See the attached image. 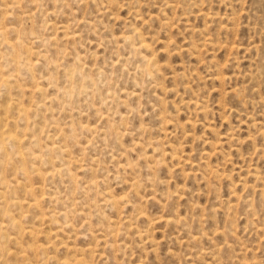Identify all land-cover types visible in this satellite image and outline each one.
I'll use <instances>...</instances> for the list:
<instances>
[{
	"label": "rangeland",
	"instance_id": "obj_1",
	"mask_svg": "<svg viewBox=\"0 0 264 264\" xmlns=\"http://www.w3.org/2000/svg\"><path fill=\"white\" fill-rule=\"evenodd\" d=\"M85 1L19 0L8 4L12 14L9 24L14 26L8 35L14 41L21 40L25 48L40 52L29 53L30 56L21 53L19 70H13L18 78L8 85L2 82L7 88L0 85V118L4 122H0V130L9 128L21 139L13 145L5 141L8 148L5 155L0 149V169L3 166L2 173L0 170L3 194L0 193L3 205L0 206V264H59L58 259V263L53 259L54 253L60 264H69L70 260L73 264H264V0ZM170 2L178 6L170 8ZM134 27L136 32L132 33ZM128 30L135 43L123 40ZM138 31L142 32L141 36L144 32V37L137 35ZM27 33L31 40L27 39ZM202 36L205 37L201 39ZM139 39H144L147 48H151L149 51L140 47L144 50L141 57ZM164 44L169 46L164 48ZM0 52H5L1 44ZM146 53L148 58L152 56L155 65L153 60L147 63ZM139 64H143V72ZM146 66L153 68L147 72L150 76L155 74V78L149 76ZM8 69L7 66L5 71ZM35 79L41 91L32 89ZM29 81L32 87L27 84ZM10 97L12 100L15 97L14 101L18 100L20 105L28 104L24 105L28 108V122L17 117L16 108L6 110ZM38 99L42 102L34 103ZM8 112L6 124L3 118ZM46 128L50 131L48 135ZM229 135L233 137L229 139ZM53 144L66 150L54 148L52 152L47 147ZM16 149L34 151L43 158L51 156L53 161H33L29 155L21 160ZM15 163L18 165L12 166ZM35 166H39V173L32 171ZM54 167L61 170L57 172ZM24 170L28 173L22 174ZM111 191L118 195L113 196ZM33 194L36 198L42 195L41 202L39 198L37 201L43 208L40 203H32ZM115 197L120 204L117 202L118 206L113 207ZM87 201L88 206L91 201V211ZM45 211L46 214L53 212L48 215L50 218L45 216ZM105 214L112 220L115 215V222ZM9 216L14 217L13 222ZM27 227L34 234H28ZM114 228L118 234L112 231ZM92 230L97 235H91ZM88 234L89 244L95 243L92 246L95 252L88 248ZM79 245H84L83 249ZM34 247L39 249V253L34 250L38 255L33 252ZM82 250L86 258L83 263Z\"/></svg>",
	"mask_w": 264,
	"mask_h": 264
},
{
	"label": "bare ground",
	"instance_id": "obj_2",
	"mask_svg": "<svg viewBox=\"0 0 264 264\" xmlns=\"http://www.w3.org/2000/svg\"><path fill=\"white\" fill-rule=\"evenodd\" d=\"M11 1V3H12V5L14 4V3H17L19 0H10ZM10 1H7V0H0V44L2 45V47L3 48H5V52L4 53H2V52H0V57H2L3 56V63H0V85L1 84H3V83H7V85H8V83H13V82H15V79H17L18 77H17V74L15 73V71H13V70H19L18 68H19V59H18V57H19V55L21 54V53H25V54H27L28 56H30L29 55V53L30 54H32V53H36V52H38L39 51V49L37 50H35V52H33V49L31 50L30 49V47H28V48H25V45L21 42V40L19 41V40H13L8 34H10L11 32H13L14 31V26H12V25H10L9 24V19L12 17V14H11V10H10V8L8 7V4H9V2ZM82 1V0H81ZM95 1V0H94ZM102 1V0H101ZM105 1V0H104ZM115 1V0H114ZM170 1V0H169ZM173 1V0H172ZM175 1V0H174ZM177 1V0H176ZM84 2V1H83ZM98 2V1H97ZM109 2V1H108ZM111 2V1H110ZM116 2V1H115ZM167 2V1H166ZM178 2H179V0H178ZM178 2H176V3H178ZM85 3H87V0L85 1ZM102 3H103V1H102ZM105 3V2H104ZM169 3V2H168ZM168 3H166V4H168ZM175 3V2H174ZM180 3V2H179ZM19 4H20V2H19ZM22 5V4H21ZM21 5H20V7H21ZM103 5V4H102ZM170 8H172V4H171V2H170ZM23 6V5H22ZM85 6V5H84ZM94 6V5H93ZM92 6V7H93ZM107 6H108V4H107ZM176 6H178L177 4H175V6H173V8L174 7H176ZM35 7H37L36 5H35ZM110 7V6H109ZM22 8V7H21ZM100 8V7H99ZM110 8H112V6L110 7ZM20 9V8H19ZM101 9H103V7L101 8ZM28 11H31V10H29L28 9ZM91 11H92V9H91ZM27 12V11H26ZM88 12H90V11H88ZM201 12V11H200ZM200 12H198V13H200ZM19 13V12H18ZM182 14H183V12H182ZM20 15H22V14H19V16ZM31 15H32V11H31ZM117 15V14H116ZM13 16H14V13H13ZM18 16V15H17ZM18 16V17H19ZM32 17V16H31ZM21 18V20H22V17H20ZM167 18V17H166ZM169 18L170 17H168V20H169ZM13 20V19H12ZM165 20H167V19H165ZM143 22H145L144 20H143ZM11 23V22H10ZM166 24H167V21L165 22ZM13 24V23H12ZM131 24V23H130ZM161 24V23H160ZM165 24V25H166ZM168 24H169V22H168ZM129 25V24H128ZM128 25H126L127 27H128ZM67 26H68V24H67ZM88 26H89V23H88ZM95 26H96V24H95ZM124 26H125V24H124ZM135 26V25H134ZM17 27V26H16ZM24 27V26H23ZM64 27H65V25H64ZM63 27V28H64ZM131 27H132V25H131ZM137 27V26H136ZM136 27H134V30H132V28H131V30H132V33L133 32H136L135 31V28ZM190 27V26H189ZM62 28V27H61ZM60 28V29H61ZM92 28H93V26H92ZM100 28V27H99ZM138 28V27H137ZM194 28V26L193 27H191V33H192V29ZM19 29V28H18ZM65 29V28H64ZM67 29V28H66ZM65 29V32L67 33V30ZM96 29V27L94 28V30ZM127 29V28H126ZM198 29V28H197ZM204 29V28H203ZM141 30V29H140ZM200 29H198V33L200 32L199 31ZM17 31V30H16ZM127 31V30H126ZM201 31H202V28H201ZM64 32V34L63 35H65L66 36V33ZM93 32V31H92ZM94 32H96V31H94ZM99 32V31H98ZM122 32H123V30H122ZM130 32V30H128V33ZM141 31H138V33H137V35L140 33ZM203 32V31H202ZM201 32V33H202ZM17 33V32H16ZM70 33V32H69ZM68 33V34H69ZM131 33V32H130ZM130 33L128 34V35H123V34H121V35H123L122 36V38H123V40H128V42L127 43H129V40H132L131 38H132V36H130ZM142 33V32H141ZM197 33V34H198ZM67 34V35H68ZM116 34V33H115ZM115 34H113V35H115ZM119 34V32L117 33V35ZM203 34V33H202ZM75 34H73V36H74ZM120 35V36H121ZM133 35V34H132ZM135 35V34H134ZM147 35V34H146ZM206 35V34H205ZM15 36V35H14ZM139 36H141V34H139ZM208 36V35H207ZM206 36V37H207ZM75 37V36H74ZM76 37H78V36H76ZM80 37V36H79ZM108 37H110V36H108ZM117 38H118V36H116ZM141 37H144V32H143V35L141 36ZM205 37V36H204ZM203 36L201 37V39H203L204 38ZM28 38H30V40L32 39L31 38V36H29L28 37V33H27V39ZM136 38V37H135ZM38 39H40V38H38ZM54 39V38H53ZM65 39H67V37H65ZM110 39H111V37H110ZM138 39V38H137ZM42 40V39H41ZM119 40H122V39H119ZM123 40H122V43H123ZM22 41H25V39L24 40H22ZM47 41H49V40H47ZM74 41H76V40H74ZM110 41V40H109ZM115 41H116V38H115ZM132 41H134V38H133V40ZM131 41V42H132ZM166 41V40H165ZM165 41H164V43H165ZM35 42H37V40L35 41ZM72 42H73V39H72ZM131 42H130V44H131ZM166 42H168L169 43V40L168 41H166ZM193 43H194V41H192ZM208 42H209V40H208ZM25 43V42H24ZM120 43V42H119ZM134 43H135V41H134ZM139 48H138V50H140V51H138V52H140V57H141V52H143V51H141V48L140 47H144V49L146 48V50H149L150 51V49H148L147 47H148V43L144 40V39H139ZM129 44V45H130ZM136 44H137V42H136ZM196 44V43H195ZM112 45V44H111ZM29 46V45H28ZM116 46V45H115ZM118 46H119V44H118ZM123 46H124V44H123ZM132 46V45H131ZM168 47L169 45H165L164 44V48L165 47ZM195 46V45H194ZM201 46H203V44H201ZM201 46H199V47H201ZM26 47H27V44H26ZM127 47V46H126ZM126 47L125 48H123V49H126ZM150 47V46H149ZM186 47V46H185ZM198 47V48H199ZM116 48H118L117 46H116ZM130 48V47H129ZM179 48V47H178ZM176 49V48H175ZM180 49V48H179ZM179 49H176V50H179ZM116 50V49H115ZM118 50V49H117ZM133 50H135L136 51V48H135V46H134V48L132 49V51ZM158 50V49H157ZM163 50H165V49H163ZM169 50V49H168ZM119 51V50H118ZM154 51V50H153ZM153 51H152V53H153ZM159 51V50H158ZM170 51V50H169ZM175 50H173V52H174ZM40 52V51H39ZM127 52V51H126ZM128 52H129V50H128ZM134 52V51H133ZM155 52H157V51H155ZM176 52V51H175ZM200 52V51H199ZM46 53V52H45ZM148 53V52H147ZM147 53H146V58H145V55L144 56H142V57H144L145 58V60L147 61V63H149L150 61H152L153 59H152V56H150L149 58L151 59H149L148 58V55H147ZM163 53V52H162ZM192 53V55L194 54L193 52H191ZM197 53H198V51L196 52V54L195 55H197ZM135 55H136V53H134ZM138 54V56H139V53H137ZM151 54V53H150ZM129 55V54H128ZM135 55H133V56H135ZM174 55V54H173ZM25 56V55H24ZM28 56H27V58H28ZM93 56H95L96 57V55H93ZM123 56H125V55H123ZM131 56H132V53H131ZM172 56V55H171ZM44 57H45V55H44ZM79 57V56H78ZM127 57V56H126ZM154 58V57H153ZM155 58H157L156 57V54H155ZM169 58V57H168ZM23 59V61H24V58H22ZM34 59H35V57H34ZM45 59H47V56H46V58ZM126 59V58H125ZM136 59H138V57L136 58ZM143 59V58H142ZM47 60H49V57H48V59ZM80 60V59H79ZM144 60V61H145ZM156 60V59H155ZM35 61L36 62H38L37 61V56H36V59H35ZM45 61V60H44ZM160 61V60H159ZM22 62V61H21ZM33 62H34V60H33ZM53 62H54V60H53ZM58 61H56L55 63H57ZM138 61L136 60V63H137ZM153 62H154V60H153ZM26 63V62H25ZM29 62H27L26 64H28ZM72 65H74V62L72 61ZM140 63H142V62H140ZM152 63V62H151ZM2 64L3 65H5V69H7V66L9 67V69L8 70H10V71H8V70H6L5 71V69H4V67L2 66ZM33 64V63H32ZM38 64V63H37ZM155 65L156 63L154 62V63H152V65ZM52 65V64H51ZM136 65V64H135ZM140 65V67L141 68H139V70H142L143 69V67L141 66V65H143V64H139ZM151 65V66H152ZM213 65V64H212ZM23 66H25L24 64H23ZM32 66V65H31ZM138 66V65H137ZM136 66V67H137ZM159 66H160V63H159ZM218 66V65H217ZM216 66V67H217ZM27 67L29 68V65H27ZM57 67V66H56ZM75 67V66H74ZM135 67V68H136ZM153 67V66H152ZM146 68H147V66H146ZM156 68H157V66H156ZM211 68V67H210ZM219 68H220V66H219ZM30 69H31V67L28 69L29 70V72L31 73V71H30ZM33 69H34V67H33ZM69 70H71V68H68ZM95 70V69H94ZM146 70V69H145ZM150 69H149V67L147 68V70H146V72L147 71H149ZM158 70H160V69H158ZM157 70V71H158ZM212 70H213V68H212ZM217 70H218V68H217ZM221 70H222V68H221ZM8 71V72H7ZM151 72L153 71V68H152V70H150ZM142 72H143V70H142ZM159 72V71H158ZM179 72V71H178ZM19 73H21V72H19ZM18 73V74H19ZM66 73V72H65ZM70 73H72L71 71H70ZM77 73V72H76ZM75 73V74H76ZM80 73V72H79ZM89 73V72H88ZM147 73H149V72H147ZM146 73V74H147ZM157 73V72H156ZM181 73V72H180ZM179 73V74H180ZM182 73H183V71H182ZM23 74V72L21 73V75ZM32 74V73H31ZM67 74V73H66ZM65 74V75H66ZM90 74V73H89ZM140 74V73H139ZM143 74H145V72L143 73ZM143 74L141 75V77H143ZM175 74H176V72H175ZM184 74V73H183ZM224 74V73H223ZM222 73H221V75H223ZM25 75H26V73H25ZM48 75V74H47ZM47 75H46V77H47ZM82 75V74H81ZM174 75V74H173ZM173 75H172V77H173ZM181 75V74H180ZM211 75H212V73H211ZM69 76H70V79L72 78L71 77V74H69ZM148 76V75H147ZM149 76H150V73H149ZM151 76H153V78H155V74L154 75H152V73H151ZM150 76V77H151ZM183 77H184V75H182ZM218 76V75H217ZM17 77V78H16ZM23 77V76H22ZM67 77V76H66ZM90 77H91V75H90ZM171 77V76H170ZM176 77H177V75H176ZM182 77V78H183ZM211 77H213V76H211ZM223 77H224V75H223ZM50 77L48 76V79H49ZM148 78V77H147ZM146 78V79H147ZM158 78V77H157ZM161 78V77H160ZM23 79V78H22ZM47 79V78H46ZM77 79V78H76ZM76 79H75V81H76ZM143 79V78H142ZM172 79V78H171ZM223 79V78H222ZM18 80H20V79H18ZM50 80V79H49ZM87 80V79H86ZM157 79H155V81H156ZM181 80H183V79H181ZM180 80V81H181ZM71 81L73 82V79H71ZM78 81V80H77ZM79 81H81V80H79ZM94 81V80H93ZM174 81H175V79H174ZM180 81H178V82H180ZM220 81H221V78H220ZM3 82V83H2ZM26 81H24L23 82V84L22 85H24V83H25ZM87 82V81H86ZM88 82H89V79H88ZM144 82V81H143ZM148 82V81H147ZM150 82H151V80H150ZM33 83V82H32ZM38 83V82H37ZM37 83H36V79H35V84L33 85V87L34 88H32L33 90L34 89H36L37 91H39L41 88H40V86H38L37 85ZM48 83H49V81H48ZM51 83V82H50ZM81 83H82V81H81ZM187 82H185V84H186ZM27 84H29L30 85V81L27 83ZM52 84H53V82H52ZM92 84V83H91ZM149 84V83H148ZM154 84V83H153ZM182 84V83H181ZM183 84H184V82H183ZM6 84H3V86H5ZM7 85L5 86L6 88H7ZM16 85V84H15ZM15 85H14V87H15ZM19 85H20V83H19ZM28 85V86H29ZM55 85V84H54ZM79 85H80V82H79ZM155 85V84H154ZM10 86V85H9ZM27 86V87H28ZM31 87H32V85H30ZM91 86H93V84L91 85ZM91 86H90V88H91ZM150 86V85H149ZM21 87V86H20ZM26 87V88H27ZM69 87V86H68ZM72 87V86H71ZM107 87H108V85H107ZM156 87H157V85H156ZM164 88L163 86H160V88ZM183 87H185V86H183ZM1 88V87H0ZM6 88H5V91H6ZM43 88V87H42ZM87 88H89L88 86H87ZM155 88V87H154ZM165 89V88H164ZM3 90H4V87H3ZM21 90H22V87H21ZM33 90H32V93H33ZM42 90V89H41ZM40 90V91H41ZM80 90V89H79ZM95 90V89H94ZM93 90V88H92V91H94ZM133 90V89H132ZM230 90V89H229ZM235 90V89H234ZM233 90V91H234ZM15 91V90H14ZM44 91V90H43ZM165 91V90H164ZM228 91V90H227ZM1 92H2V90H1ZM3 93V92H2ZM6 93V92H5ZM15 93V92H14ZM30 93H31V91H30ZM62 93V92H61ZM111 93V92H110ZM125 93V92H124ZM232 93V92H231ZM1 94V93H0ZM69 95H70V93H68ZM79 94H81L80 92H79ZM78 94V95H79ZM94 94V93H93ZM108 94V93H107ZM136 94V93H135ZM4 95V94H3ZM47 96V95H46ZM71 96V95H70ZM74 96V95H73ZM109 96V95H108ZM113 96V95H112ZM111 96V97H112ZM4 97H5V95H4ZM76 97V96H75ZM84 97V96H83ZM104 97H105V95H104ZM107 97V96H106ZM110 97V96H109ZM3 98V97H2ZM45 98V97H44ZM47 98H49L48 96H47ZM69 98V97H68ZM14 99H15V97H14ZM14 99L12 100V98L10 97L8 100H9V103H8V106H6V110L7 109H9L10 107L13 109V111H14V108H16L17 109V111H16V115H17V117H19L20 119H25V121L26 122H28L27 120V117H28V108H26L24 105H28V104H26V103H23L24 105H20V103H18L17 101L18 100H15L14 101ZM49 99H51V98H49ZM3 100H4V98H3ZM105 100V99H104ZM25 101V100H24ZM42 102V99H38V101H35L34 103H37V102ZM53 101V100H52ZM99 101H101V99L99 100ZM43 102H44V100H43ZM50 102V101H49ZM6 103V102H5ZM4 103V104H5ZM21 103V104H22ZM43 104V103H42ZM105 104V103H104ZM37 105V104H36ZM44 106V105H43ZM31 107H32V105H31ZM31 107H30V109H31ZM33 107H34V105H33ZM225 107V106H224ZM2 108H3V106H2ZM10 108V110H12ZM40 108V107H39ZM44 109H45V106L43 107ZM46 108H48V107H46ZM1 109V108H0ZM33 109V108H32ZM44 109H42L41 110V112L42 111H44ZM99 110H100V108H99ZM3 111H4V109H3ZM1 112V111H0ZM163 112V111H162ZM162 112H160V113H162ZM5 113V112H4ZM6 113H7V111H6ZM10 113H11V111H10ZM13 113V112H12ZM11 113V114H12ZM33 114H34V112H33ZM105 114L107 115V112H105ZM43 115V114H42ZM9 116V112H8V115L6 114V116H4V118L3 119H5L6 121H5V123L7 124V121H8V119H7V117ZM2 117V116H1ZM13 117V116H12ZM16 117V116H15ZM40 117V116H39ZM10 118V117H9ZM41 118V117H40ZM14 119V118H13ZM32 119H33V117H32ZM34 120V119H33ZM38 120V119H37ZM3 120H2V118H0V122H2ZM9 122V121H8ZM11 122V121H10ZM41 121L39 120V123H40ZM2 123H4V122H2ZM14 123H15V120H14ZM22 123V122H21ZM32 123V122H31ZM34 123V122H33ZM33 123H32V125H33ZM6 124H4L5 126H6ZM17 124V123H16ZM24 125L26 124V123H23ZM3 125V126H4ZM28 125V124H27ZM32 125H30V127L32 126ZM23 126V125H22ZM20 127V128H24V127ZM84 126V125H83ZM82 126V127H83ZM9 127H10V125H9ZM12 127H13V124H12ZM11 127V128H12ZM49 127H50V125H49ZM87 127V126H86ZM26 128V127H25ZM24 128V131L26 130ZM48 128V127H47ZM46 128V129H47ZM7 129H9V128H6V130H3V129H1L0 130V149L3 151L2 152V155H5V153H7V151H6V149H8L6 146H7V144H6V142L5 141H9V144H16V143H19V142H21V139L19 138V137H17L16 136V134H14V133H11V131L10 130H7ZM46 129H45V131H46ZM94 130V129H93ZM20 131V130H19ZM48 131H49V129H47V135H48ZM15 133L17 132L16 130L14 131ZM50 132V131H49ZM86 132V131H85ZM23 133V132H22ZM228 133V132H227ZM77 135V134H76ZM18 136H20V134L18 135ZM64 136V135H63ZM229 137H230V135H229ZM231 137H233V136H231ZM231 137L229 138V139H231ZM52 139H54V138H52ZM57 139H59V138H57ZM45 140H46V137H45ZM55 140V139H54ZM56 141H58V140H56ZM216 141V140H215ZM45 142V141H44ZM217 142V141H216ZM46 143V142H45ZM53 143H54V141H53ZM60 144H61V142H59ZM63 143H65V142H63ZM6 144V145H5ZM30 144V143H29ZM47 144V143H46ZM213 145H214V143H212ZM19 145V144H18ZM18 145H17V147H18ZM26 145V144H25ZM27 146V145H26ZM11 148H12V146H10ZM23 147H24V145H23ZM29 147V146H28ZM63 146H60L59 144H57V145H50V146H48L47 148L48 149H50V150H52V149H58V150H60L61 152H64V150H66L65 148L63 149L62 148ZM216 147V146H215ZM16 148V147H15ZM32 148V147H31ZM30 148V149H31ZM175 148V147H174ZM14 149V148H13ZM21 149V148H20ZM20 149H16L17 150V155L19 156V158L21 159V160H24L25 158V156L26 155H29V157L33 160V161H39V162H41V161H45V163H47V162H52L53 161V159H52V157L51 156H46L45 158H43L40 154H35V152L34 151H30V152H27V151H22V150H20ZM215 149V148H214ZM12 150V149H11ZM15 150V149H14ZM13 150V151H14ZM49 150V151H50ZM6 151V152H5ZM13 151H12V155H13ZM175 151H176V153H174L175 155L176 154H178L177 153V150L175 149ZM52 152H53V150H52ZM15 154V153H14ZM172 154H173V152H172ZM64 156V155H63ZM57 157V156H56ZM175 157H177V155L175 156ZM8 158V157H7ZM6 158V159H7ZM29 158V159H30ZM1 159V158H0ZM4 159V157L2 158V160ZM11 159H13V157L11 158ZM79 159V158H78ZM154 161H155V159H153ZM4 161H5V159H4ZM7 161H8V159H7ZM15 161V160H14ZM58 161V160H57ZM75 161V160H74ZM162 161V160H161ZM6 162V161H5ZM9 162H10V160H9ZM25 162V163H24ZM23 163L24 164H26V162H27V160H25ZM61 162H62V160H61ZM156 162V161H155ZM1 163V162H0ZM11 163H14V162H11ZM10 163V164H11ZM66 163V162H65ZM68 163H69V161L67 162V165H68ZM71 163V162H70ZM3 164V163H2ZM16 164L17 163H15L14 165H12V166H16ZM23 164V165H24ZM54 162H53V166H54ZM59 164V163H58ZM155 164H157V163H155ZM155 164H154V166H155ZM18 165V164H17ZM21 165V164H20ZM23 165L21 166V167H23ZM34 165V164H33ZM49 165H51V164H49ZM56 165H57V163H56ZM55 165V166H56ZM160 165V164H159ZM40 166V165H39ZM39 166H38V168H39ZM70 165H68L67 166V168L69 167ZM59 167V166H58ZM66 167V166H65ZM148 168L150 167L149 165L147 166ZM2 168H3V166H2ZM1 168V169H2ZM24 168V167H23ZM27 168V167H26ZM38 168L35 166V167H33V169H32V171L33 172H35V171H37L38 172ZM47 168H49V167H47ZM0 169V170H1ZM29 168H27V170H28ZM41 169H43V167L42 166H40V172H41ZM50 169H51V167H50ZM50 169H48L49 171L48 172H51L50 171ZM54 170H56L57 172H59L61 169H58V168H53ZM3 170V169H2ZM2 170H1V173H2ZM23 170V169H22ZM44 170V169H43ZM64 170V169H63ZM69 170V169H68ZM213 170V169H212ZM25 171V173H22V174H26V173H28L26 170H24ZM47 171V170H46ZM53 171V170H52ZM31 172V171H30ZM32 172V173H33ZM43 172V171H42ZM70 172V171H69ZM256 172V171H255ZM39 173V172H38ZM37 173V174H38ZM45 173V170H44V172H43V175H45L44 174ZM31 174V173H30ZM29 175V174H28ZM40 175H41V173H40ZM78 175V174H77ZM2 176V175H1ZM14 176V177H13ZM12 177L15 179V175H13ZM27 176V175H26ZM30 176V175H29ZM66 176V175H65ZM64 176V177H65ZM71 176V175H70ZM73 176V175H72ZM185 176V175H184ZM209 176V175H208ZM216 176V175H215ZM214 176V177H215ZM44 177V176H43ZM206 177H207V175H206ZM4 178H6L5 176H4ZM8 178V177H7ZM50 178V177H49ZM75 178V177H74ZM76 178H77V176H76ZM38 179V178H37ZM22 180H23V178H22ZM42 180V179H41ZM44 180V179H43ZM74 180V179H73ZM76 180V179H75ZM87 180V179H86ZM91 181H92V179H91ZM134 181H136L137 182V180H135L134 179ZM75 182H77V180L75 181ZM96 182H97V180H96ZM2 183H4V182H2ZM33 184V183H32ZM32 184H30V185H32ZM41 184V182L39 183V185ZM88 184V183H87ZM75 185H77L76 183H75ZM135 185H136V183H135ZM27 186V185H26ZM33 186V185H32ZM87 186V185H86ZM86 186L84 187V188H86ZM5 187V186H4ZM4 187H2V188H4ZM73 187H74V185H73ZM97 187V186H96ZM88 188V187H87ZM106 188H107V186H106ZM40 189H41V185H40ZM93 189V188H92ZM94 189H95V187H94ZM102 189H103V187H102ZM2 190V189H1ZM41 190H43V189H41ZM87 190V189H86ZM110 190V189H109ZM89 191V190H88ZM3 192H5L4 191V189H3ZM14 192H16V191H14ZM38 192V191H37ZM72 192V191H71ZM84 192V191H83ZM100 192V191H99ZM102 192V191H101ZM100 192V193H101ZM112 192V191H111ZM0 193H1V195H3L2 194V191H0ZM34 193V192H33ZM41 194L43 193V191L42 192H40ZM46 193V192H45ZM51 193V192H50ZM54 193V192H53ZM103 193H105L104 191H103ZM108 193H110L109 191H108ZM113 193V196L116 194H114V192H112ZM111 194V193H110ZM16 195H17V192H16ZM42 195H44V193L42 194ZM41 195V196H42ZM45 195H47V194H45ZM56 195V194H55ZM73 195V194H72ZM87 195V194H86ZM100 195V194H99ZM112 195V194H111ZM118 194H116V196H117ZM122 195V194H121ZM124 195V194H123ZM20 196V195H19ZM41 196H39V197H41ZM48 196H50V194L48 195ZM53 196V194L51 195V197ZM33 197H34V194H33ZM38 197V195H37V198H39ZM87 197V199H88V197H89V194H88V196H86ZM93 197V196H92ZM119 197H120V195H119ZM124 197H125V195H124ZM123 197V198H124ZM4 198V197H3ZM10 198H12V199H14L13 197H10ZM24 198V197H23ZM22 198V199H23ZM37 198L36 197H34V202H32L33 204H36V203H38V201H37ZM43 198V197H42ZM41 198V199H42ZM44 198H46V197H44ZM69 198H71V197H69ZM103 198H105V197H103ZM111 198V197H110ZM117 197H115V199H116ZM6 199V198H5ZM4 199V200H5ZM51 199V198H50ZM74 199H76L75 197H74ZM73 199V201H75ZM92 199V198H91ZM95 199V198H94ZM114 198H113V201H112V205H113V207H114V204H115V206H118V205H116V203L117 202H119V204H120V201H119V199H116L115 200ZM1 200V199H0ZM57 200V199H56ZM56 200H54V202L56 201ZM93 200V199H92ZM102 200V199H101ZM123 200H125V199H123ZM129 200V199H128ZM22 201V200H21ZM21 201H19V202H21ZM39 201L41 202V200H40V198H39ZM98 201V200H97ZM108 201H109V199H108ZM7 202H8V199H7ZM13 202V201H12ZM16 202V201H15ZM39 202V203H40ZM90 203H91V201H89ZM93 202V201H92ZM126 202V201H125ZM28 203H29V200H28ZM39 203H38V205H39ZM76 203V202H75ZM83 203V200H82V202H80V206H81V204ZM89 203V206H88V201H87V206H88V208H89V210L91 211V204ZM3 204H4V201H3ZM8 204V203H7ZM97 204H98V202H97ZM121 204H122V201H121ZM232 204V203H231ZM2 204L0 203V206H1ZM6 204H4V206H5ZM18 205H20V204H18ZM3 206V205H2ZM15 205H13V207H14ZM73 206H74V203H73ZM83 206V205H82ZM82 206H81V208H82ZM86 206V205H85ZM96 206H98V205H96ZM110 206V205H109ZM26 207H28V206H26ZM40 207H42L43 208V206L41 205V203H40ZM40 207H39V213H40ZM136 207V206H135ZM228 207V206H227ZM2 208V207H1ZM9 208V207H8ZM18 208V207H17ZM20 208V207H19ZM70 208V207H69ZM72 208V207H71ZM70 208V209H71ZM88 208H87V210H88ZM103 208H106V207H103ZM120 208V210H119V212L121 211V207H119ZM138 208L140 209V206H138ZM230 208V207H229ZM3 209H4V207H3ZM26 209V208H25ZM66 209V208H65ZM108 209V208H107ZM11 210V209H10ZM10 210H8V211H10ZM21 210V209H20ZM19 210V211H20ZM46 210V209H45ZM64 210V209H63ZM67 210V209H66ZM66 210H64V211H66ZM78 210H79V208H78ZM81 210V212H83V210H84V208H83V210L82 209H80ZM100 210V209H99ZM99 210H98V212H99ZM136 210H138L137 208H136ZM141 210V209H140ZM140 210H139V212H140ZM27 211V210H26ZM28 211H29V208H28ZM27 211V212H28ZM44 211V210H43ZM49 211V210H48ZM52 211H54V209L52 210ZM59 211H61V209H59L58 211L56 210V213H58ZM71 211V210H70ZM76 211V210H75ZM75 211H73V212H75ZM90 211H89V213H90ZM116 211V213H117V215H116V217L118 216V209L117 210H115ZM0 212H1V210H0ZM10 212H12V211H10ZM18 212V211H17ZM16 212V213H17ZM97 212V211H96ZM95 212V213H96ZM15 212H14V214H15V216L18 218V215L16 214ZM19 213H21V212H19ZM18 213V214H19ZM41 213H42V211H41ZM45 213V216L47 217V218H50L48 215L50 214H46L47 213V211H45L44 212ZM44 213H43V217H44ZM52 213L53 212H51V214L50 215H52ZM92 213V212H91ZM145 213V212H144ZM14 214H13V216H14ZM65 214H66V212H65ZM102 214H104V211H102ZM141 214V213H140ZM142 214H143V211H142ZM41 215V214H40ZM60 215V214H59ZM62 215V214H61ZM92 215V214H91ZM101 214H99V216H100ZM54 216H56V217H58L57 216V214H55L54 213ZM54 216H53V218H54ZM87 215H85V217H86ZM89 216V215H88ZM161 215H159V217H160ZM101 217V216H100ZM105 217H109L108 215H106L105 214ZM115 217V215H114V218H113V220L111 219V217H109L112 221H114V219L116 218ZM173 217V216H172ZM175 217V216H174ZM173 217V218H174ZM0 218H1V216H0ZM9 218V220H11L12 222H13V218L14 217H11V216H9L8 217ZM42 218V217H41ZM52 218V219H53ZM59 218V217H58ZM57 218V219H58ZM90 218V217H89ZM119 218V217H118ZM154 218H155V216H154ZM154 218H152V219H154ZM156 218H157V216H156ZM162 218H163V216H162ZM19 219V218H18ZM64 219V218H63ZM63 219H61L60 218V221H63ZM87 219H88V217H87ZM119 219H121V218H119ZM118 219V220H119ZM164 219H165V217H164ZM168 219V218H167ZM175 219V218H174ZM65 221H66V219H64ZM68 220H70V219H68ZM106 220V219H105ZM110 220V221H111ZM150 220H151V218H150ZM3 221H5V220H3ZM46 221H48V219L46 220ZM50 221V220H49ZM49 221H48V223H49ZM58 221V220H57ZM65 221H64V223H65ZM109 221V222H110ZM111 221V222H112ZM153 221V220H152ZM151 221V222H152ZM22 222V221H21ZM42 222H43V220H42ZM59 222V221H58ZM67 222V221H66ZM70 222H71V220H70ZM84 222V221H83ZM89 222H90V220H89ZM108 222V221H107ZM110 222V223H111ZM115 222V221H114ZM174 222H175V220H174ZM11 223V222H10ZM47 223V224H48ZM61 223V222H60ZM63 223V222H62ZM62 223H61V225H62ZM176 224L178 223V222H175ZM174 223V224H175ZM0 224H1V222H0ZM12 224V223H11ZM17 224H18V222H17ZM37 224V223H36ZM68 224V223H67ZM175 224V225H176ZM5 225V224H4ZM38 225V224H37ZM37 225H36V233H37ZM45 225V224H44ZM43 225V226H44ZM48 225H50V224H48ZM53 225V224H52ZM69 225V224H68ZM67 225V226H68ZM89 225H91L90 223L88 224V226ZM115 225H117V224H115ZM119 225V224H118ZM118 225H117V227H118ZM128 225V224H127ZM7 226V225H6ZM6 226H5V228H6ZM12 226V225H11ZM19 226H21V224L19 223ZM25 226V225H24ZM56 226V225H55ZM54 226V227H55ZM57 226L59 227V225H58V223H57ZM57 226L55 227L56 229H57ZM67 226H65V227H67ZM113 226V225H112ZM29 227H31V225L29 226ZM39 227V226H38ZM64 227V229L66 230V228ZM75 227V226H74ZM105 227V226H104ZM28 228V227H27ZM34 228V227H33ZM47 228V227H46ZM77 228V227H76ZM103 228V227H102ZM106 228V227H105ZM107 228H109L108 227V225H107ZM119 228V227H118ZM4 229V228H3ZM15 229V232H16V229H17V226H16V228H14ZM13 229V230H14ZM23 229V228H22ZM32 229V228H31ZM30 228H28V229H26L25 231L28 233V234H34V233H32V230H31ZM35 229V228H34ZM41 229V228H40ZM49 229V227L46 229V230H48ZM75 229V228H74ZM88 229H89V227H88ZM90 229H91V227H90ZM99 229V228H98ZM46 230H45V232H46ZM51 230H52V228H51ZM64 230V231H65ZM68 230V229H67ZM103 230V229H102ZM110 229H108L107 231H109ZM114 230V233L116 234V232H117V234H118V229H116L117 231H115V228L114 229H112V231ZM39 231V230H38ZM42 231V230H41ZM58 231V230H57ZM71 231H73V228H72V230ZM81 231V230H80ZM85 231V230H84ZM93 232L91 233V235L92 234H94L95 235V231L94 230H92ZM111 231V232H112ZM12 232V231H11ZM60 232V231H59ZM68 233H69V230L67 231ZM101 232H103V231H101ZM105 232V231H104ZM137 232V231H136ZM4 233H5V231H4ZM39 233H40V231H39ZM42 233V232H41ZM47 233H49V231H47ZM50 233H52V232H50ZM49 233V234H50ZM82 233V232H81ZM140 233V232H139ZM143 233V232H142ZM142 233H141V235H142ZM6 234H7V232H6ZM11 234V233H10ZM12 234H14V232H12ZM19 234V233H18ZM54 234H55V232H54ZM57 234H58V236H59V233L57 232ZM78 234V230H77V233L75 232V235H77ZM106 234V233H105ZM5 235V234H4ZM62 234L60 233V236H61ZM67 235V234H66ZM66 235H65V237H66ZM71 235V234H70ZM74 235V236H75ZM96 235H97V233H96ZM100 235V234H99ZM114 235V234H113ZM6 236V235H5ZM27 236V235H26ZM46 236H48V234H46ZM63 236V235H62ZM68 236V235H67ZM89 236V234L87 235V237ZM106 236V235H105ZM140 236V235H139ZM12 237V236H11ZM16 237V236H15ZM21 237H23V235L21 236ZM36 237V234L34 235V238ZM49 237V236H48ZM51 237V236H50ZM49 237V238H50ZM53 237H54V235H53ZM55 237H56V235H55ZM54 237V238H55ZM72 237H73V235H72ZM94 237V236H93ZM96 238H98L97 236H95ZM99 237H103V236H99ZM108 237V236H107ZM111 237H112V235H111ZM117 237V236H116ZM116 237H113V238H116ZM69 238V237H68ZM67 238V239H68ZM90 237H88V248H92V246L95 244V243H93V245H90L89 244V241H90V239H89ZM106 238V237H105ZM105 238H104V245H105ZM1 239H3V238H1ZM6 239V238H5ZM16 239H17V237H16ZM15 239V240H16ZM21 239V238H20ZM43 239V238H42ZM42 239H41V241H42ZM46 239V238H45ZM50 239H53V238H50ZM49 239V240H50ZM56 239V238H55ZM59 239H60V237H59ZM92 239V238H91ZM100 239V238H99ZM12 240H13V238H12ZM12 240H11V242H12ZM30 240H32V239H30ZM37 240L39 241V238H37ZM48 240V241H49ZM54 240V239H53ZM75 239L73 238V241H74ZM98 240V239H97ZM10 241V240H9ZM55 241V243H56V240H54ZM68 241V240H67ZM86 241H87V239H86ZM96 241V240H95ZM116 241V240H115ZM8 242V241H7ZM14 242V241H13ZM17 242H18V240H17ZM47 242V241H46ZM59 243V246H60V240L58 241ZM63 242H64V240H63ZM92 242V241H91ZM6 243V242H5ZM10 243V242H9ZM30 243H31V241H30ZM33 243V246H34V242H32ZM31 243V244H32ZM37 243V242H36ZM35 243V244H36ZM39 243V242H38ZM42 243V242H41ZM45 243V242H44ZM50 243V242H49ZM49 243L47 244V245H49ZM52 243V242H51ZM54 243V242H53ZM52 243V244H53ZM62 243V242H61ZM65 243V242H64ZM111 244H110V246L112 245V242H110ZM24 244V246H25V243H23ZM57 244V243H56ZM82 244V243H81ZM87 244V243H86ZM109 244V243H108ZM7 245H8V243H7ZM28 245H30V244H28ZM40 245H42V244H40ZM39 245V247H40V249L41 248H43L42 250H44V248L45 247H43V246H40ZM46 245V246H47ZM67 245V244H66ZM65 245V246H66ZM74 247H75V245H74V243L72 244ZM89 245L91 246V247H89ZM98 245V244H97ZM107 245V244H106ZM118 245V244H117ZM54 246H56V245H54ZM54 246H52V247H54ZM68 246H70V245H68ZM68 246L67 247H65V248H68ZM79 246H81V245H79ZM86 246V245H85ZM2 247V246H1ZM9 247V246H8ZM11 247V246H10ZM20 247H23L22 246V243H21V246ZM31 247H32V245H31ZM30 247V248H31ZM48 247V246H47ZM47 247H46V251H48V249H47ZM78 247V246H77ZM82 247V246H81ZM83 247H84V245H83ZM83 247H82V249H83ZM87 247V246H86ZM94 247V246H93ZM98 247V246H97ZM113 247V246H112ZM119 247V246H118ZM4 248V247H3ZM5 248H7L6 246H5ZM25 248V247H24ZM114 248V247H113ZM16 249H18V248H16ZM20 249V248H19ZM32 249V248H31ZM74 249V248H73ZM3 250V249H2ZM6 250V249H5ZM25 250V249H24ZM37 250V247H36V249H35V247H34V249H33V252L35 253V251ZM39 250V249H38ZM37 250V252L39 253V251ZM54 250H55V248H54ZM67 250V249H66ZM72 250V249H71ZM80 250H81V248L79 249V252H80ZM92 250H93V252H95L94 251V248H92ZM92 250H91V252H92ZM4 251V250H3ZM7 251V250H6ZM16 251V250H15ZM20 251V250H19ZM21 251H22V248H21ZM29 250H27V252H28ZM74 251V250H73ZM96 251H97V249H96ZM2 252V251H1ZM13 253H14V251H12ZM24 252V251H23ZM31 252V250L29 251V253ZM57 252V251H56ZM76 252H77V250H76ZM76 252H75V254H76ZM86 252H89V250L87 251L86 250ZM98 252V251H97ZM7 253V252H6ZM11 253V252H10ZM18 253V252H17ZM19 253H21V252H19ZM33 253V257H34V255L36 254H34ZM49 253V251L47 252V254ZM52 253V252H51ZM54 253V252H53ZM52 253V254H53ZM72 253V252H71ZM70 253V254H71ZM26 254V253H25ZM65 254V253H64ZM64 254H63V257H64ZM70 254H69V256H70ZM74 254V255H75ZM89 254V253H88ZM100 254V253H99ZM21 255H22V253H21ZM29 255V254H28ZM36 255H38V254H36ZM43 255V254H42ZM42 255H40L41 256V259H43V257H42ZM66 255V254H65ZM77 255H78V253H77ZM79 255H80V253H79ZM84 254H83V250H82V257H83V259H81L82 260V262L81 263H83V261H86V258H85V256H83ZM17 256H19V254H17ZM25 256V255H24ZM27 256V255H26ZM25 256V257H26ZM54 256H55V258H53V259H55V261H57V259H58V261H59V264H60V262H61V260H59V257L58 258H56L57 257V255L54 253ZM68 256V257H69ZM67 257V256H66ZM67 257V258H68ZM75 257V256H74ZM77 257V256H76ZM92 257V256H91ZM5 258H6V255H5ZM22 258L23 257H21L20 259L22 260ZM47 258V257H46ZM48 258H49V256H48ZM72 257H70V259H71ZM90 258V257H89ZM89 258H87V259H89ZM25 259V258H24ZM23 259V260H24ZM29 259V258H28ZM28 259H26L27 260V262H28ZM50 259H52V258H50ZM66 259V258H65ZM75 259V258H74ZM74 259H73V261H74ZM3 260H4V258H3ZM6 260V259H5ZM25 260V261H26ZM34 260H35V257H34ZM64 260V259H63ZM69 260V259H68ZM68 260H65L66 262L68 261ZM90 260H91V258H90ZM46 261V259L44 258V262ZM58 261H57V263H58ZM65 261H64V263H65ZM89 261V260H88ZM87 261V262H88ZM33 262V261H32ZM92 262V261H91ZM34 263H36V261L34 262ZM53 263H55V262H53ZM68 263V262H67ZM72 263V260H70V263L69 264H71ZM85 263V262H84ZM90 263V262H89ZM21 264H23V263H21ZM27 264V263H26ZM30 264H31V262H30ZM47 264H49V262L47 263ZM56 264V263H55ZM66 264V263H65ZM73 264V263H72Z\"/></svg>",
	"mask_w": 264,
	"mask_h": 264
}]
</instances>
